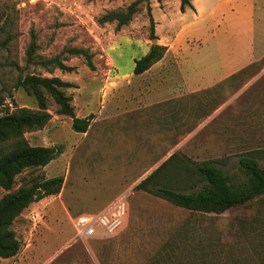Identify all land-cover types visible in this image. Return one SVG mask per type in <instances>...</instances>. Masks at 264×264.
Returning a JSON list of instances; mask_svg holds the SVG:
<instances>
[{"label": "rangeland", "instance_id": "1", "mask_svg": "<svg viewBox=\"0 0 264 264\" xmlns=\"http://www.w3.org/2000/svg\"><path fill=\"white\" fill-rule=\"evenodd\" d=\"M133 1L0 0V104L12 102L10 114L38 109L36 94L19 84L36 74L73 83L64 91L73 98L76 115H94L88 131L77 132L72 118L60 114L45 93L50 119L24 137L60 152L45 166L26 168L11 190L0 186V199L43 177L64 176V184L59 194L32 202L15 219L21 248L13 257H0V264H264V194L216 213L189 210L136 187L175 153L159 179L186 192L203 189L184 169L186 161L218 160L226 172L239 174L240 157L258 151L264 167V59L210 92L174 98L179 81L173 52L166 51L145 76L135 75L134 67L153 44L151 16L156 43L166 37L174 42L180 0H144L121 28L117 21L99 22L104 13L126 10ZM32 34L37 55L50 58L82 47L93 54L95 68L68 53L63 59L75 67L72 72L28 63ZM210 45L208 39L203 49ZM129 73L135 78L123 83L124 90L127 84L146 89L140 96L132 91L135 97L122 106L130 112L122 113L114 98L119 88L109 97L103 88L115 85L116 75ZM149 84L151 107H145ZM242 180L241 174L235 179ZM124 193L127 213L112 235L74 239L77 217L98 213ZM34 212L37 223L31 219Z\"/></svg>", "mask_w": 264, "mask_h": 264}, {"label": "trees", "instance_id": "2", "mask_svg": "<svg viewBox=\"0 0 264 264\" xmlns=\"http://www.w3.org/2000/svg\"><path fill=\"white\" fill-rule=\"evenodd\" d=\"M133 1L126 10L109 11L101 15L100 23L117 21V27L129 23L138 11L141 2ZM187 7L193 8L191 0H180V10L184 12ZM11 39L9 34L4 42ZM150 39H158L154 20L151 16ZM38 44L36 36L32 34L30 45L26 51L27 62L40 64L43 67L60 68L72 72L75 67L64 62L63 55H81L87 65L94 69L93 54L82 47L65 48L54 57L37 55ZM167 46L156 43L141 58L135 60L134 74H142L160 61L166 54ZM39 58V59H37ZM19 84L32 90L39 101V108H19L11 114L0 117V186L11 190L15 185L16 176L26 168L45 166L55 159L60 152L56 146L31 145L24 137V133L43 127L50 119L45 93L50 94L59 105L58 112L72 118V128L77 132H87L94 118L93 114L79 117L75 113L73 98L65 93L64 88L75 86L60 77H44L36 74H27L19 80ZM258 151H251L239 159V174L244 180L236 182L238 173L230 174L219 164L218 160H208L188 164L183 162L184 169L190 178L198 179L203 189L186 192L159 179L161 172L177 157L173 154L170 158L152 171L136 187L153 193L171 203L193 211L222 213L229 209L244 205L264 194V167L260 165ZM64 184V176H54L35 180L29 186H21L15 191L6 193L0 199V257L10 258L15 256L21 243L13 229L15 219L34 202L42 198L59 194Z\"/></svg>", "mask_w": 264, "mask_h": 264}, {"label": "crops", "instance_id": "3", "mask_svg": "<svg viewBox=\"0 0 264 264\" xmlns=\"http://www.w3.org/2000/svg\"><path fill=\"white\" fill-rule=\"evenodd\" d=\"M191 3L193 8L187 7L184 12H179L174 42L168 41V37L162 40L168 46L167 52H173L177 62L179 85L173 92L174 98L210 92L264 59V0H191ZM170 26L172 23L167 28ZM208 39L211 40L210 48L203 49ZM150 72L151 68L137 76ZM135 75H116L113 79L115 85L103 88L105 97L119 88L114 98L116 109L122 113L130 112L131 108L122 109V106L133 100L132 91L140 96L141 89H146L134 85L133 90L127 84L128 88L124 90L123 83H131ZM147 87L145 107H151V84ZM96 116L98 118L100 113Z\"/></svg>", "mask_w": 264, "mask_h": 264}, {"label": "built area", "instance_id": "4", "mask_svg": "<svg viewBox=\"0 0 264 264\" xmlns=\"http://www.w3.org/2000/svg\"><path fill=\"white\" fill-rule=\"evenodd\" d=\"M13 110L12 102L0 104V117L10 114L7 110ZM126 196L124 193L96 214H83L77 217L73 223L75 229L74 239L104 238L112 235L122 224L127 213ZM33 222L37 223L39 214L31 215Z\"/></svg>", "mask_w": 264, "mask_h": 264}, {"label": "water", "instance_id": "5", "mask_svg": "<svg viewBox=\"0 0 264 264\" xmlns=\"http://www.w3.org/2000/svg\"><path fill=\"white\" fill-rule=\"evenodd\" d=\"M157 39H152V43L156 44Z\"/></svg>", "mask_w": 264, "mask_h": 264}]
</instances>
